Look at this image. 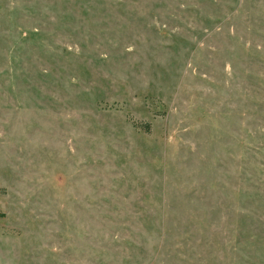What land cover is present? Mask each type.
<instances>
[{"label": "rangeland", "instance_id": "rangeland-1", "mask_svg": "<svg viewBox=\"0 0 264 264\" xmlns=\"http://www.w3.org/2000/svg\"><path fill=\"white\" fill-rule=\"evenodd\" d=\"M0 264H264V0H0Z\"/></svg>", "mask_w": 264, "mask_h": 264}, {"label": "trees", "instance_id": "trees-1", "mask_svg": "<svg viewBox=\"0 0 264 264\" xmlns=\"http://www.w3.org/2000/svg\"><path fill=\"white\" fill-rule=\"evenodd\" d=\"M144 126L149 127L148 124H144ZM148 131V130H147Z\"/></svg>", "mask_w": 264, "mask_h": 264}]
</instances>
